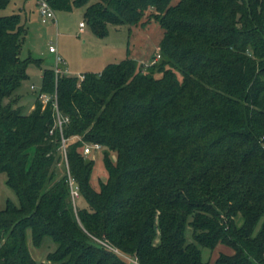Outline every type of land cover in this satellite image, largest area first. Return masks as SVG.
<instances>
[{
	"label": "trees",
	"instance_id": "16d2710c",
	"mask_svg": "<svg viewBox=\"0 0 264 264\" xmlns=\"http://www.w3.org/2000/svg\"><path fill=\"white\" fill-rule=\"evenodd\" d=\"M10 1L0 0V173L18 205L0 210V264H36L29 239L54 246L49 264H130L105 245L137 264H209L198 246L218 244L232 253L215 264H264V0H50L86 5L97 37L155 20L159 58L142 69L128 48L80 82L45 68L27 115L14 92L40 60L20 58V14H1ZM54 96L67 121L50 135ZM61 138L88 208H74L67 171L50 185ZM86 144L102 148L96 188Z\"/></svg>",
	"mask_w": 264,
	"mask_h": 264
},
{
	"label": "rangeland",
	"instance_id": "374dc122",
	"mask_svg": "<svg viewBox=\"0 0 264 264\" xmlns=\"http://www.w3.org/2000/svg\"><path fill=\"white\" fill-rule=\"evenodd\" d=\"M13 1V0H12ZM10 2L1 12L3 15L17 13L21 10L20 18L25 28V35L21 42L19 56L25 59L28 56L39 59V63H28L25 69L27 79L21 82L15 90L14 96L18 97L14 107H21V112L27 115L34 108L36 94L41 86V74L45 68L55 66L56 56L58 55L65 62L67 70L65 75L77 76L86 72L99 73L110 63H118L127 56L135 59L142 69H145L155 59L157 45L160 39V28L155 20L149 21L142 27L131 29L125 25L107 26V35L97 37L93 34L86 24L83 13L86 5L74 7L71 11L54 10L55 23L48 21L42 23L38 14L37 7L32 0H16ZM73 1V0H70ZM91 0L88 4L92 3ZM24 3V5H23ZM148 12L146 13V15ZM147 17V16H146ZM83 22L84 31H80L79 23ZM53 45L56 53L49 52L48 48ZM60 64V68H62ZM64 70V69H63ZM33 85L34 88H30ZM35 147L28 150L29 159L34 156ZM59 160L56 161L53 169L55 176L50 185L60 178L66 171V164L62 159L59 150ZM102 148L92 151L86 155L85 161H93V170L90 182L93 187H97L99 180H104L105 176L101 165ZM11 201L18 205V199L14 191L6 184V175L0 173V210L5 208L6 202ZM74 208H88L86 202L80 196L73 201ZM184 237L188 243H194L192 238V228L189 224L185 226ZM28 248L31 258L36 264H49L47 253L53 250L54 246L45 242L41 247L36 248L28 240ZM202 261L215 264V260L220 253L231 254L232 250L224 245H216L209 249L198 246ZM130 264H134L131 263Z\"/></svg>",
	"mask_w": 264,
	"mask_h": 264
},
{
	"label": "built area",
	"instance_id": "2783aa9c",
	"mask_svg": "<svg viewBox=\"0 0 264 264\" xmlns=\"http://www.w3.org/2000/svg\"><path fill=\"white\" fill-rule=\"evenodd\" d=\"M34 2H35L36 7L38 9V14L40 16L42 23H46L48 21H52L55 23L54 9L50 5V0H34ZM79 27H80V30L83 29V27H84L83 22H81L79 24ZM49 52L56 53V48L53 45H50L49 46ZM158 58H159V55L157 54L154 60H156ZM62 63H63V60L57 55L56 61H55V66L53 67L55 76L60 75V74H64V71H66V70H63L60 68L59 65ZM82 79H83L82 76H78V82H80ZM31 88H33V87H31ZM39 98L44 103L49 99V97L45 94H40ZM53 110H54V125H53V128L51 130H49L50 135L52 134L53 129H55V128H57L59 130V132L61 133L62 125L67 121V117H63L57 109L55 96H54V100H53ZM99 149H100V146L98 144H86L83 148V154L88 155L92 151H96ZM59 150L62 154V159L66 164L67 175H68V185L70 188V196H71V200L73 202L77 197H79V194H78L77 186L75 185L73 179L70 177V175L68 173L66 149H65V139H63V138H61V146H60ZM103 245H105V244H103ZM105 246L108 247L111 251H113L118 256L122 257L123 259L128 260L131 263L137 264V261L135 258L128 257L127 255H124L122 252H120L116 249H113L107 245H105Z\"/></svg>",
	"mask_w": 264,
	"mask_h": 264
},
{
	"label": "crops",
	"instance_id": "0c3cea01",
	"mask_svg": "<svg viewBox=\"0 0 264 264\" xmlns=\"http://www.w3.org/2000/svg\"><path fill=\"white\" fill-rule=\"evenodd\" d=\"M11 1H12V0H11ZM11 1H10V2H11ZM32 1H33V0H32ZM12 2H13V3H16V0H13ZM23 2L25 3V0H24ZM24 3H23V5H24ZM33 4L36 6V4H35L34 1H33ZM21 10H23V7H19L18 10H17V13H21ZM80 23H81V22H80ZM80 23H79V24H80ZM83 28H84V27H83ZM79 29H80V27H79ZM80 31L82 32V31H84V30L82 29V30H80ZM48 50H49V48H48ZM61 66H62V68H63L64 70H67V67H66L65 62H63ZM99 73H100V72H99ZM83 74H84V73H83ZM83 74L77 75L76 77H78V76H82ZM41 76H42V74H41ZM31 87H33V85H31L30 88H31ZM33 88H34V87H33Z\"/></svg>",
	"mask_w": 264,
	"mask_h": 264
}]
</instances>
